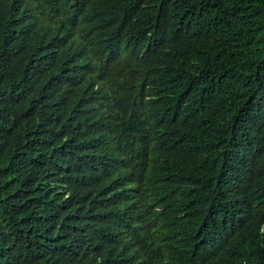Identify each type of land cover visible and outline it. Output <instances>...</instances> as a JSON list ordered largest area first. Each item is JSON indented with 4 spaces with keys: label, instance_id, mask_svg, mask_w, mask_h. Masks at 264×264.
<instances>
[{
    "label": "trees",
    "instance_id": "trees-1",
    "mask_svg": "<svg viewBox=\"0 0 264 264\" xmlns=\"http://www.w3.org/2000/svg\"><path fill=\"white\" fill-rule=\"evenodd\" d=\"M0 264H264V0H0Z\"/></svg>",
    "mask_w": 264,
    "mask_h": 264
}]
</instances>
